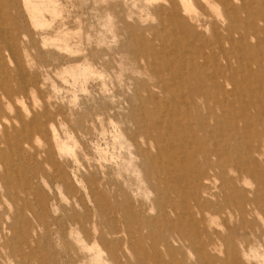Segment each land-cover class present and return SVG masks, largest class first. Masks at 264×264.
<instances>
[{
  "label": "rangeland",
  "instance_id": "1",
  "mask_svg": "<svg viewBox=\"0 0 264 264\" xmlns=\"http://www.w3.org/2000/svg\"><path fill=\"white\" fill-rule=\"evenodd\" d=\"M0 1L23 101L0 115V264H264V0H214L257 29L228 95L205 5L197 74L165 0Z\"/></svg>",
  "mask_w": 264,
  "mask_h": 264
},
{
  "label": "bare ground",
  "instance_id": "2",
  "mask_svg": "<svg viewBox=\"0 0 264 264\" xmlns=\"http://www.w3.org/2000/svg\"><path fill=\"white\" fill-rule=\"evenodd\" d=\"M165 1L168 2L169 7H165L166 9L162 7L159 10L160 11L162 10L161 13L163 14L166 13L170 17V26L175 32L174 36H177L178 33L181 34V38L184 44L186 45V47H188L187 56L189 58L188 66L190 67V69L191 68L196 69L195 70L196 73L201 74L203 73V71L201 70L203 66L200 64L201 60H205L207 62L213 61V59L216 58V53L214 51V49L217 50L216 47L223 53L224 60L226 61V66L221 67L217 65L213 69V76L216 78L213 82V87L222 94L228 95L229 93L227 92V89L231 84H233V76H231L229 73H231L235 69V65H234L235 61H233V58L235 57V54L237 52L236 49L239 47L238 44L243 42L248 43L249 39L251 38L254 39L257 36L256 26L254 27L253 23H250V17L252 14L249 13V9H248L249 7L247 2L244 1L243 4L240 6L238 5H235V7L233 6L234 14L226 15L224 13V9L223 11H221L219 5H217V3L214 0H165ZM226 2L227 0H224V3H221L222 8L223 5L226 6ZM262 4L264 6V2H262ZM2 5H3L2 2L0 1V9L4 8ZM204 5L207 6L210 10L212 9V11L215 13L214 15H216L217 21L221 23V25L224 27L223 28L225 30L224 32L226 33L224 37L217 35L218 38L216 40V45L214 49L211 48L210 50L205 49V48L209 49L210 44L208 45L206 44L202 46L195 45L193 46L194 48L190 47V43H192L191 42V37L193 36L192 34L195 33L194 30H198V32L201 31V35L202 32H207L208 30L209 26L208 25L205 26L203 24V22L206 21L205 19H207V16H204V12L201 11L199 12L200 10L199 8H201V6ZM258 14L260 16L259 18H261L262 21H264V7L260 9ZM235 22L237 24H235ZM250 29L253 31L251 32ZM248 30L250 31V33L248 32ZM173 41L174 43L181 42L178 39H174ZM0 43L3 44V46L6 49L9 50L8 52L10 51L12 52V49L10 48V44L8 43L7 39L1 37ZM228 44L231 46L229 51L231 55L226 54V45ZM1 51L2 50L0 49V53ZM4 73L6 74V77L3 76ZM8 73L10 74V72ZM8 73L0 64V115H2L5 121L9 123L12 120L14 121L20 118V114L18 113L16 107L18 103H21L23 101L18 96V93L22 90V87H20L19 85L18 86L14 85L13 77H11ZM233 89H235V85L233 86ZM196 91L197 92L195 93H198V95L201 94L202 96L205 97L210 96V93H207L202 88L199 89L198 87ZM217 102L220 106H222L223 102H221V100H217ZM11 113H14L15 116H11ZM0 124H2L1 120H0ZM2 137L3 136H0V142L1 141L4 142V139ZM5 137H8V134L5 135Z\"/></svg>",
  "mask_w": 264,
  "mask_h": 264
}]
</instances>
